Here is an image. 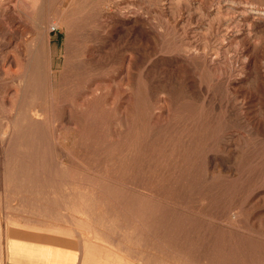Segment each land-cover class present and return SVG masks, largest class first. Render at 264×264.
Listing matches in <instances>:
<instances>
[{
    "label": "rangeland",
    "instance_id": "374dc122",
    "mask_svg": "<svg viewBox=\"0 0 264 264\" xmlns=\"http://www.w3.org/2000/svg\"><path fill=\"white\" fill-rule=\"evenodd\" d=\"M23 1L20 50L0 0V213L80 264H264V0Z\"/></svg>",
    "mask_w": 264,
    "mask_h": 264
},
{
    "label": "crops",
    "instance_id": "0c3cea01",
    "mask_svg": "<svg viewBox=\"0 0 264 264\" xmlns=\"http://www.w3.org/2000/svg\"><path fill=\"white\" fill-rule=\"evenodd\" d=\"M6 213H0V264H80L81 248L74 239L51 240Z\"/></svg>",
    "mask_w": 264,
    "mask_h": 264
},
{
    "label": "bare ground",
    "instance_id": "6f19581e",
    "mask_svg": "<svg viewBox=\"0 0 264 264\" xmlns=\"http://www.w3.org/2000/svg\"><path fill=\"white\" fill-rule=\"evenodd\" d=\"M12 1L13 0H5L4 3L6 5L3 4L4 8L2 9L3 10L6 9V13L4 14V16H5L8 26L10 25L15 26L12 37L13 39H15V41H17L15 42V45H16L15 48L20 49L22 47V44L20 42L21 35H22L21 31H23L24 28L27 27V25L24 24L22 20L17 21V17L14 15V11L9 7V4ZM23 2L25 1L18 0V3L20 4ZM57 26H58L57 23H52L51 25H48V23L46 22H39L38 24L31 27V29L33 30L34 36H33L32 42L30 43L31 44L30 52L25 55L20 53V58L18 57V60H17L18 62L22 63L23 68L26 65L25 67L26 68L25 75L27 76L26 79L28 80V77L30 78V81L29 83H27V86L30 85V83L32 85L35 84L37 80H39L42 77L41 65L43 64V59L45 60V56L47 53V42L45 41V34L47 33L48 30H52V28L55 29ZM7 29L8 27H4L0 19V33L7 34ZM9 42H7L5 45H9ZM14 57H16V55H14ZM29 63H30V66H28ZM23 75H24V69L19 78L23 79ZM30 113H31L32 118H34L35 121L40 120L37 116V113L34 110H31Z\"/></svg>",
    "mask_w": 264,
    "mask_h": 264
}]
</instances>
